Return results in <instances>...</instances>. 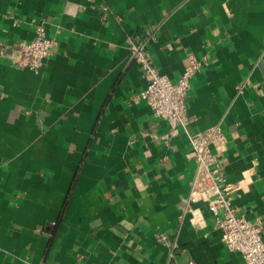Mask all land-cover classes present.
<instances>
[{
  "label": "crops",
  "instance_id": "1",
  "mask_svg": "<svg viewBox=\"0 0 264 264\" xmlns=\"http://www.w3.org/2000/svg\"><path fill=\"white\" fill-rule=\"evenodd\" d=\"M36 25L58 42L39 72L0 58V264H245L185 202L190 141L134 100L147 84L126 40L156 27L172 81L202 61L189 131L222 129L231 205L264 232V0H0V43Z\"/></svg>",
  "mask_w": 264,
  "mask_h": 264
},
{
  "label": "built area",
  "instance_id": "2",
  "mask_svg": "<svg viewBox=\"0 0 264 264\" xmlns=\"http://www.w3.org/2000/svg\"><path fill=\"white\" fill-rule=\"evenodd\" d=\"M155 36L156 27H148L130 35L126 40L131 57L140 66L147 84L134 100L146 103L156 118L168 122L171 132L165 138L178 133V127L186 132L191 146L188 159L195 163L196 168L190 194L185 200L187 205L206 203L217 227L222 231L225 245L231 251L239 252L245 264H264L262 226L237 216L231 205V197L240 190V186L226 183L224 167L218 157V152L227 143L225 134L219 127L199 133H191L188 128L190 121L186 101L191 80L199 73L203 63L196 56L190 55L181 77L172 81L158 71L147 49ZM57 46V40L48 35L45 27L36 25L33 40L18 41L12 47L0 43V58L9 57L17 68L39 72ZM10 50L14 52L11 56L8 54ZM159 240L170 247L166 235H160Z\"/></svg>",
  "mask_w": 264,
  "mask_h": 264
}]
</instances>
